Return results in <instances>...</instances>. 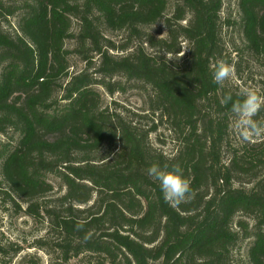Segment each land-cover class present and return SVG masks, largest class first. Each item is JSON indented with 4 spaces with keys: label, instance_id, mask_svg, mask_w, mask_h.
<instances>
[{
    "label": "trees",
    "instance_id": "trees-1",
    "mask_svg": "<svg viewBox=\"0 0 264 264\" xmlns=\"http://www.w3.org/2000/svg\"><path fill=\"white\" fill-rule=\"evenodd\" d=\"M223 2L0 0V194L46 222L36 243L51 264H237L241 238L252 239L246 264H264V135L234 146L222 100L244 88L212 80L219 60L239 80L247 59L264 67V0H238L234 22H223ZM227 25L240 35L231 51ZM121 79L147 92L137 120L102 107L97 86L113 94ZM160 128L169 154L151 141ZM154 163H179L195 198L166 203L147 174ZM49 176L63 190L52 204L41 202ZM19 250L0 243V256Z\"/></svg>",
    "mask_w": 264,
    "mask_h": 264
},
{
    "label": "rangeland",
    "instance_id": "rangeland-1",
    "mask_svg": "<svg viewBox=\"0 0 264 264\" xmlns=\"http://www.w3.org/2000/svg\"><path fill=\"white\" fill-rule=\"evenodd\" d=\"M238 0H224L221 18L225 20L235 21L237 18L236 4ZM169 13V11L167 12ZM5 30L11 32L16 27V17H10L7 22L3 23ZM162 24H156L148 27V31L153 34H158L162 30ZM106 36L113 41H119L121 33L114 31H107ZM240 35L237 26L227 25L223 27V41L229 46V51L236 48L239 43ZM234 55H232L233 58ZM235 62L236 59L233 58ZM76 69H81L83 65L76 61ZM247 68V69H246ZM74 69V70H76ZM242 69L244 70L241 80L233 73L232 77L227 80L230 84L242 85L243 88L254 89L260 91L258 81L264 79V67H259L248 59L243 62ZM113 80H118V77ZM124 85L123 91H116L113 94H108L105 88L97 86V90L102 96V107L109 112H119L129 120H137L136 114H144L147 109L146 105V90L136 82H126L121 79ZM236 121V119H235ZM235 121L232 122L230 138L234 146L241 141V134L235 127ZM151 141L154 146L162 148L167 154L173 151V143L165 128H160L157 133L151 135ZM258 137H253V139ZM53 185V190L41 197V202L52 204L53 200L60 196L63 192L58 180L48 177ZM40 201V200H38ZM21 208L25 207V203L18 202ZM240 219H247L241 215H237L234 223ZM249 221V219H247ZM47 224L44 220L34 219L25 215L23 211L12 207L8 198L0 194V243L10 245L14 248L19 247L18 253L9 251L6 255L0 256V264H51V257L45 250L37 246L36 241L46 237ZM251 238H241L237 247L233 252V260L237 264H246V254L250 246ZM11 250V249H10ZM59 264H84L79 259H73L68 263Z\"/></svg>",
    "mask_w": 264,
    "mask_h": 264
},
{
    "label": "clouds",
    "instance_id": "clouds-1",
    "mask_svg": "<svg viewBox=\"0 0 264 264\" xmlns=\"http://www.w3.org/2000/svg\"><path fill=\"white\" fill-rule=\"evenodd\" d=\"M233 73L234 69L227 61L219 60L212 80L223 86ZM240 95L242 99L233 101L232 95L229 93L225 95L222 103L225 105L231 103V111L236 118L235 127L239 130L242 139L248 141L253 137L264 135V120L254 119L264 109V97L250 88L242 89ZM147 174L159 182L164 201L169 205L176 207L195 198L196 192L191 187L192 182L184 176V169L179 163L171 165L170 169L168 164L160 166L154 163L147 169ZM83 228V222L76 224L77 231H81ZM88 239L89 236L86 234L85 242Z\"/></svg>",
    "mask_w": 264,
    "mask_h": 264
}]
</instances>
